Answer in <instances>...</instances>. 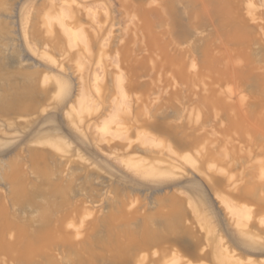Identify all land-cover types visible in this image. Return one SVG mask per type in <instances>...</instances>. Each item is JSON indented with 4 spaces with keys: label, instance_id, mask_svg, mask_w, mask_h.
Returning <instances> with one entry per match:
<instances>
[{
    "label": "rangeland",
    "instance_id": "rangeland-1",
    "mask_svg": "<svg viewBox=\"0 0 264 264\" xmlns=\"http://www.w3.org/2000/svg\"><path fill=\"white\" fill-rule=\"evenodd\" d=\"M0 264H264V0H0Z\"/></svg>",
    "mask_w": 264,
    "mask_h": 264
}]
</instances>
